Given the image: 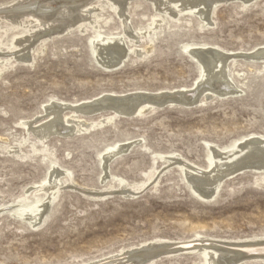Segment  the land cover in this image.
Instances as JSON below:
<instances>
[{
	"label": "rangeland",
	"instance_id": "1",
	"mask_svg": "<svg viewBox=\"0 0 264 264\" xmlns=\"http://www.w3.org/2000/svg\"><path fill=\"white\" fill-rule=\"evenodd\" d=\"M97 1L0 0V264H205L202 252L174 251L176 243L263 240L264 168L223 176L206 197L212 186L190 182L176 160L199 177L210 166L208 144L218 150L264 136V0H204L202 18H172L154 0H111L128 16V33L120 14L96 9ZM92 11L97 28L80 24ZM98 34L123 39L130 50L122 63L117 56L105 62L107 51L97 61L91 42ZM199 47L220 51L232 93L212 94L206 85L189 97L202 68L191 54ZM106 94L162 100L143 99L138 105L151 106L72 134L63 122L43 140L23 123L49 121L46 111L57 105L86 123L110 116L109 107L72 110ZM124 142L129 147L108 161L104 177L102 154ZM48 176L63 183L31 225L19 212L46 196L38 186ZM199 236L208 240H193Z\"/></svg>",
	"mask_w": 264,
	"mask_h": 264
},
{
	"label": "bare ground",
	"instance_id": "2",
	"mask_svg": "<svg viewBox=\"0 0 264 264\" xmlns=\"http://www.w3.org/2000/svg\"><path fill=\"white\" fill-rule=\"evenodd\" d=\"M203 1L204 0H154L153 2H154V7H156L157 9H159L158 6H163V12H165L166 14H168L172 18H177V16H179L183 13H187V12L197 13L200 16V18H202L201 4L203 3ZM88 4H90V2L87 3L86 5H88ZM72 5H74V4H72ZM104 6H109L112 10H115L116 13L120 14V20H121L122 24L124 25V29H125L124 31L126 33H128L130 25H129L128 16L125 14V12L118 10L119 6L114 1H111V0H98L97 1L96 9L102 10L104 8ZM26 7L28 8V6H26ZM71 7L73 8V6H71ZM29 8H32V7H29ZM38 9H40V8H38ZM211 11H212V9H211ZM99 19H100L99 15L95 11H92L91 15L87 18L86 22L80 23V24H89L93 28H97V26H98L97 24H99ZM107 21H105V22H107ZM159 22H160V20L156 18L155 21L151 24H159ZM12 23L17 24V25L21 24V23H18V21H14ZM24 24H33L34 25L35 22H33L31 20H27ZM81 26H83V25H81ZM57 28H59V27H57ZM27 30L29 32L30 29H27ZM27 37H29V34H28V36L25 35L24 38L21 37L22 40L16 43V47L23 44L24 41H27V39H28ZM91 45H92L93 52L97 55L96 59L98 62H99V57H100L102 51H107L108 52V59H106L105 62H107V63L111 62L112 57L117 56V57H121L120 63H122L123 59L128 56V52L130 50L128 47L125 46L123 39L120 36H114V35L113 36H111V35L106 36V35L98 34L97 37L92 40ZM188 52L191 53V49ZM191 54L193 55V57H195L199 61L200 65H202V68L200 70V75L197 79V82H195V84H194V87L186 90L188 93H190L189 97H193L194 91H197L199 88L206 86V85H209L208 89H211L212 94L225 95L227 93L233 92L232 91L233 87L229 83L230 77L227 73V68H226L227 65H225L226 62H224V60L222 59L221 53L218 49H215V48L205 49L203 47H199V48H197V50L194 54L193 53H191ZM22 56H23V54H22ZM247 56H248V54H247ZM250 56H253V55H250ZM102 66H104V65H102ZM104 68H105V66H104ZM136 93H138V92H136ZM159 93H161V92H159ZM159 93H157V94H159ZM153 94H152V96H153ZM208 94H209V92H208ZM134 95H137V94H130V95L106 94V95H103V97H102V98H107V100H108V101L106 100V102H103L104 104H100V103L94 104V105L81 104L79 106H73L72 110L74 112L75 111H81V112L89 113V114L101 111L102 109H105L106 107H109L113 110V113H111L112 115H110V116L106 115L105 117L101 116L102 118L95 120V121H91V122H87V123L85 121H77L75 114H73L71 116L72 118H66L62 115L64 107L54 103L57 106L46 111L51 116L49 121H47L41 125L34 126V127H31L29 122H27V121H25L23 123L28 129L31 128L32 133L34 132L39 137V139H42V140L48 138L51 134H53V132L58 130V126L61 125L63 122L69 123V127L67 128V130L63 131L67 134L80 132L81 129L89 130L88 127L98 126V125L102 124L103 122H105V120L109 121L114 117V115L127 114L128 116H130V115H134L136 112L138 113L144 107L151 106V104H149V103L138 105L139 102H137V106H133V105H127V103H124V102H123L124 103L123 104L120 101L116 102V99L127 98V97L134 96ZM182 96H184V95H182ZM93 102H94V100H93ZM156 102H157V100H156ZM190 102L194 103V101H190ZM144 103H145V100H144ZM51 104H53V103H51ZM133 104H134V102H133ZM159 104H161V103H159ZM74 112H72V113H74ZM90 129H92V128H90ZM129 145H130V142H124V143L116 144V145H113L111 147H107L105 152L103 154L101 153L102 154L101 165H102L104 173H105L104 177H106L108 174V172H107L108 161L112 160L113 158H115L116 156L121 154L123 151H125L129 147ZM208 147H209V150L211 152L210 166L208 169H206V171L204 170L205 172L203 171L204 172L203 175H201L199 177L196 175V168L195 167H187L184 164V162L176 160L178 165L180 167L184 168L183 170H184V173L186 175V178L190 182H192L193 184L198 183V184H202V185L203 184H210L212 186L211 191L205 195L206 197H211L215 193L216 189L218 188V186L220 184V180L223 176L232 175L235 172H237L238 170H241L242 167L249 166V165L254 166L256 169L264 168V136H262V135L251 137L248 141H246L243 144H241V142L239 141L238 143H235L232 148H230V147L229 148H219L217 150L211 144H208ZM160 158L162 160L170 161L172 159L177 158V155L176 156L160 155ZM49 173H51V170H49ZM48 175H50V174H48ZM117 180L119 181L120 187L132 188L131 185H129L127 182L124 181V179L117 178ZM62 183H61V179L59 177L58 178H51L48 176L47 182L38 186V190H43L45 192L46 196L44 195L45 197H43L42 200H38V201H40L38 204L36 202V205H34L30 208H28L27 206L24 207V209H22L19 212V214L21 215L20 217H24L25 219H27L31 223V225L36 223L37 220L41 221L42 216H44V212L46 211L51 200L56 196V194H57L60 186L62 185ZM138 187L139 186H136V189H138ZM192 188L195 191V193H198L200 196L203 195L199 190L194 188V185H192ZM131 193L134 195L135 191L133 190ZM128 195H130V194H128ZM37 199H39V198H37ZM193 240H199L201 242H204V241H207L208 239H203L199 236ZM190 241H192V240L190 239ZM218 242H220V244L218 243L216 245H213L212 243L211 244L209 243L208 245H204V244L199 245L198 244V245H193V246L189 242H184L185 244L178 242L176 244H178V245L180 244V245L175 246L174 251L182 250V249H190V252L191 251L202 252V254L205 257V264H240L242 262V260H246V259L264 260V239L258 240V241H247V242H236V243H234V242L233 243L223 242V241H218ZM174 244L175 243L168 244V245L172 246ZM224 244L236 245L239 247V249H237V248L231 249V248L226 247ZM98 264H100V263H98Z\"/></svg>",
	"mask_w": 264,
	"mask_h": 264
},
{
	"label": "water",
	"instance_id": "3",
	"mask_svg": "<svg viewBox=\"0 0 264 264\" xmlns=\"http://www.w3.org/2000/svg\"><path fill=\"white\" fill-rule=\"evenodd\" d=\"M190 96V95H189ZM177 97V96H176ZM166 98H175V96H167ZM192 98V97H191ZM143 99H148V100H162L161 98H157V97H153V96H149V95H145V94H137V95H134V96H130V97H127V98H122V99H116V102H124V103H127V105H132L133 103H130V101H134V102H140L142 101ZM107 98H102L100 99L97 103L99 104H104L103 102H106ZM108 101V100H107ZM123 103V104H124Z\"/></svg>",
	"mask_w": 264,
	"mask_h": 264
}]
</instances>
